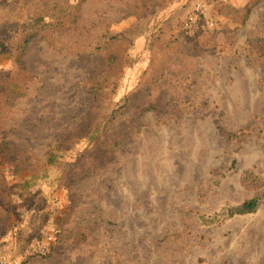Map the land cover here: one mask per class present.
<instances>
[{
  "label": "rangeland",
  "instance_id": "374dc122",
  "mask_svg": "<svg viewBox=\"0 0 264 264\" xmlns=\"http://www.w3.org/2000/svg\"><path fill=\"white\" fill-rule=\"evenodd\" d=\"M3 259L264 264V0H0Z\"/></svg>",
  "mask_w": 264,
  "mask_h": 264
},
{
  "label": "trees",
  "instance_id": "16d2710c",
  "mask_svg": "<svg viewBox=\"0 0 264 264\" xmlns=\"http://www.w3.org/2000/svg\"><path fill=\"white\" fill-rule=\"evenodd\" d=\"M28 41H29V38L24 41V45ZM95 93L98 94V90H96V88H95ZM116 112H117V110H113L112 115H115ZM258 204H259V199L258 198H253V199L246 200V201H244L241 204L232 206L229 209V215L230 216H234L235 214H247V213L255 212L257 210Z\"/></svg>",
  "mask_w": 264,
  "mask_h": 264
},
{
  "label": "built area",
  "instance_id": "2783aa9c",
  "mask_svg": "<svg viewBox=\"0 0 264 264\" xmlns=\"http://www.w3.org/2000/svg\"><path fill=\"white\" fill-rule=\"evenodd\" d=\"M197 11L198 12H202V6L200 4L198 5ZM196 18H197L196 16L195 17L191 16L189 18V22L186 23L187 28H190L191 27L192 23L196 21ZM40 248H41L42 251L45 250V246H40ZM1 264H18V263H17L16 260L3 259L1 261Z\"/></svg>",
  "mask_w": 264,
  "mask_h": 264
}]
</instances>
